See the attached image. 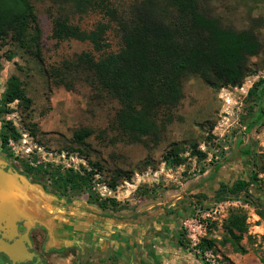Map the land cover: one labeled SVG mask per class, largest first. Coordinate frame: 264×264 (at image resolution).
<instances>
[{
    "label": "rangeland",
    "instance_id": "obj_1",
    "mask_svg": "<svg viewBox=\"0 0 264 264\" xmlns=\"http://www.w3.org/2000/svg\"><path fill=\"white\" fill-rule=\"evenodd\" d=\"M108 1L115 9L113 15L93 8L80 11L58 0H30L41 31L39 48L21 49L10 38L0 41V135L11 127L21 135L17 141L10 139L6 148H2L0 138V161L12 165L43 191L66 203L86 208L91 205L92 209L117 218H142L144 225L167 210L168 217L189 214L197 195H204L202 201L208 203L221 183L232 184L251 174L259 181L251 188V197L241 196L242 200L252 203L256 210L264 207V123L251 131L246 129L252 109L261 101L248 99V93L264 79V52L250 59L253 73L240 87L215 89L199 77L189 78L183 86L184 98L159 140L133 142L115 124L118 101L87 83L84 75L67 69L80 54L94 53L91 44L52 37L54 19L60 14L85 31L104 23L109 25L107 51L118 52V20L129 16L137 0ZM201 3L207 16L239 31L252 29L264 45V0ZM10 53L14 55L11 61L7 59ZM14 75L22 81L31 103L25 107L15 102L8 105L10 113H5L3 93L7 80ZM83 128L93 131L85 147L73 141L74 132ZM173 144L181 149L182 165H169L165 159ZM193 146L206 156L200 158ZM217 163L220 169L215 173L213 167ZM26 166L32 169L28 171ZM56 169L81 173L94 170L97 174L91 189L76 195L58 187L51 175ZM105 201L108 208L101 209L99 204ZM237 209L247 216L248 232L239 244L222 245L227 219L213 227L209 238L214 244L211 251L215 264H264V222L255 210L247 211L241 205L231 206L229 212ZM188 214L177 219L179 232ZM35 234L39 238L38 264H111L109 254L95 248L75 241L64 247L54 243L50 248L48 232ZM184 240L187 245V238ZM185 248L189 251V245ZM197 257L201 263L210 264Z\"/></svg>",
    "mask_w": 264,
    "mask_h": 264
},
{
    "label": "trees",
    "instance_id": "obj_2",
    "mask_svg": "<svg viewBox=\"0 0 264 264\" xmlns=\"http://www.w3.org/2000/svg\"><path fill=\"white\" fill-rule=\"evenodd\" d=\"M58 1L72 4L80 11L93 8L107 15L115 14L108 0ZM36 20L30 0H0V41L10 38L21 49H38L41 31ZM118 21L121 47L115 53L107 51L108 24L99 23L94 30L85 31L60 14L54 19L52 37L58 41L75 39L91 44L94 53L80 54L67 69L84 75L87 83L118 101L120 108L115 124L120 133L133 142H145L147 138L154 142L159 140L184 98L183 86L189 78L199 77L215 89L240 87L253 73L250 59L264 52V45L252 29L239 31L207 16L201 0H137L129 16ZM13 58L12 53L7 55L9 61ZM1 61L0 55V70ZM248 99L261 100L255 104L253 116L246 124V129L251 131L264 123V79L250 89ZM15 102L29 107L31 100L22 81L14 75L6 82L2 111L10 113L8 105ZM92 135V130L83 128L74 132L73 141L85 147ZM0 138L2 148H6L10 139L17 141L21 135L11 127L9 132L1 133ZM193 149L200 158L206 156L196 146ZM180 151L174 144L170 147L165 156L169 165L184 163ZM219 164L213 167L215 173L219 171ZM25 169L32 168L26 166ZM96 174L94 170L81 173L56 169L51 175L59 188L81 195L91 189ZM258 181L257 176L251 174L248 179H238L232 184L221 183L208 203L202 201L206 198L204 195H197L196 204L205 208L210 203L233 199L255 208L241 196L251 197V188ZM99 207L107 209L108 204L105 201ZM255 212L264 222V207L255 208ZM225 230L221 244H239L248 232L246 214L238 209L230 211ZM185 238V233L181 232L177 240L179 246L188 245ZM201 247L211 250L212 239L208 236Z\"/></svg>",
    "mask_w": 264,
    "mask_h": 264
},
{
    "label": "crops",
    "instance_id": "obj_3",
    "mask_svg": "<svg viewBox=\"0 0 264 264\" xmlns=\"http://www.w3.org/2000/svg\"><path fill=\"white\" fill-rule=\"evenodd\" d=\"M192 208L189 207V214L180 213L179 218L190 216ZM85 210L81 205L67 210L65 215L79 220L63 226V234L68 236L65 242L75 241L109 254L111 264H203L190 249L178 245L183 230H177L179 218L167 216L169 210L150 219L148 225L143 224L142 218H117L98 209L90 221L84 222L85 217L90 219Z\"/></svg>",
    "mask_w": 264,
    "mask_h": 264
},
{
    "label": "water",
    "instance_id": "obj_4",
    "mask_svg": "<svg viewBox=\"0 0 264 264\" xmlns=\"http://www.w3.org/2000/svg\"><path fill=\"white\" fill-rule=\"evenodd\" d=\"M5 165H7L5 161H0V166L4 167ZM9 173L11 174V176L7 175V173L4 172L2 168H0V233L2 223L6 222L8 224L7 227L12 228V223L17 219V216L21 214V197L23 196V193H21L22 191L20 189L13 186L14 184L18 183V181H21L25 188L32 191H38L43 195V197L51 201V203H46L42 206L43 210L41 211L43 213L41 212V214L46 221L41 216H36L37 219L40 220L39 222L44 224L47 232L50 235L48 247L53 248L55 246L54 243H57L58 245H61L63 247L67 246L66 243H69L71 241L65 242V240H68V236H64L62 228L63 226H68L69 223H73L74 225L75 219H73L72 216L70 219L67 215H65L67 214L68 209L63 212L59 211V214H57L58 212H56L58 210L57 203L59 201L65 202V200L58 199L53 195H49L48 193L43 191V189L39 185H32L31 183L27 182L24 177L13 173L11 170ZM37 209H40L39 206L38 208H36V210ZM16 235L20 236L19 234ZM26 237V235L20 236V239L14 241L13 244L6 242L4 238L12 240L14 238V235L8 236L4 234L2 238H0V253L5 254L9 258L11 264H25L37 257L36 253L29 250L30 246L28 247L26 245V242L28 244L30 243L28 238Z\"/></svg>",
    "mask_w": 264,
    "mask_h": 264
},
{
    "label": "flooded vegetation",
    "instance_id": "obj_5",
    "mask_svg": "<svg viewBox=\"0 0 264 264\" xmlns=\"http://www.w3.org/2000/svg\"><path fill=\"white\" fill-rule=\"evenodd\" d=\"M0 168L3 169L4 172L7 173V175L11 174L9 173L10 170L13 173H16L22 177H24L27 182L31 183L32 185H37L34 182L30 181V179H28L24 174L20 173L15 167H13L10 164L3 166H0ZM15 188L20 189L23 193V196L21 197L22 200V210H21V214L19 216H17V219L12 223L13 225V229L11 227H7V223L4 222L1 224V233H0V238H2V236L4 234L8 235V236H12L14 235V238L12 240L4 238V240L6 242H9L10 244H13L14 241L20 239V236H24L26 235L29 240V244L26 242V245L29 247L30 246V251L36 253L37 257L34 258V260L27 262L25 264H38L40 263V256L37 252V247H38V241L39 238L37 237V234H35V231H40V232H47V229L45 228L44 224L40 223L39 219H37L36 216L38 217H42L44 220L45 218L42 216L41 214V210H43V205H45L46 203H51V201L47 200L45 197H43V195L41 193H39L38 191H32V190H28L27 188H25V186L23 185V183L21 181H18V183L13 185ZM40 209H37L36 208ZM58 206V210L56 212H58L57 214H59V211H65L69 208H77L78 205L76 204H72V203H66L64 201L62 202H58L57 203ZM86 213L88 214V216L90 217V219H87V217H85L83 220L85 222V220L90 221L92 216H95V209H92V206L90 205L89 208H86ZM55 212V214H56ZM43 213V212H42ZM72 215H69L68 217L71 219ZM73 217V216H72ZM73 219H75L76 221H78L79 219L75 216L73 217ZM46 221V220H45ZM19 234L20 236L16 235ZM87 246V245H86ZM0 264H11L9 258L3 254L0 253Z\"/></svg>",
    "mask_w": 264,
    "mask_h": 264
},
{
    "label": "built area",
    "instance_id": "obj_6",
    "mask_svg": "<svg viewBox=\"0 0 264 264\" xmlns=\"http://www.w3.org/2000/svg\"><path fill=\"white\" fill-rule=\"evenodd\" d=\"M241 205L244 209L254 211L250 204H242L238 200H225L217 203H210L207 207L201 208L194 204L191 215L184 219L181 228L188 240L189 249L199 257L205 259L210 264H215L211 250H203L201 244L209 236L210 231L215 226L222 225L228 218L231 206Z\"/></svg>",
    "mask_w": 264,
    "mask_h": 264
}]
</instances>
